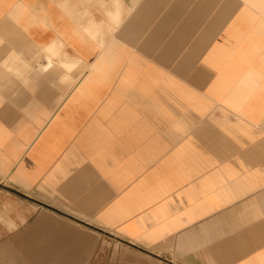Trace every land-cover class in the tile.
<instances>
[{"label":"crops","instance_id":"0c3cea01","mask_svg":"<svg viewBox=\"0 0 264 264\" xmlns=\"http://www.w3.org/2000/svg\"><path fill=\"white\" fill-rule=\"evenodd\" d=\"M136 260L264 264V0H0V264Z\"/></svg>","mask_w":264,"mask_h":264},{"label":"rangeland","instance_id":"374dc122","mask_svg":"<svg viewBox=\"0 0 264 264\" xmlns=\"http://www.w3.org/2000/svg\"><path fill=\"white\" fill-rule=\"evenodd\" d=\"M110 264H113V263H110ZM123 264H156V263H150V262H146V261H144V260H136V261H127V262H125V263H123Z\"/></svg>","mask_w":264,"mask_h":264},{"label":"bare ground","instance_id":"6f19581e","mask_svg":"<svg viewBox=\"0 0 264 264\" xmlns=\"http://www.w3.org/2000/svg\"><path fill=\"white\" fill-rule=\"evenodd\" d=\"M39 60V59H38ZM109 75V74H108ZM118 103V102H117ZM121 111V110H120Z\"/></svg>","mask_w":264,"mask_h":264}]
</instances>
